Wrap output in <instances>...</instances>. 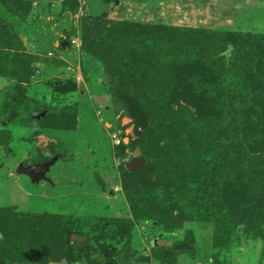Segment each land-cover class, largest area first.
Returning <instances> with one entry per match:
<instances>
[{
  "label": "rangeland",
  "instance_id": "374dc122",
  "mask_svg": "<svg viewBox=\"0 0 264 264\" xmlns=\"http://www.w3.org/2000/svg\"><path fill=\"white\" fill-rule=\"evenodd\" d=\"M204 31L264 37V0H0V217L56 218L78 239L59 264H264V118L194 125L241 139L233 155L249 160L234 179L209 175L191 147L199 175L181 185L176 223L130 202L150 201L144 192L165 173L148 137L151 116L172 131L187 106L170 103L171 118L136 90L125 51L145 41L176 55L183 43L204 42ZM246 95L231 98L240 106ZM131 162L142 166L128 171ZM46 163L45 180L16 172ZM17 221L0 223V264H56L23 246Z\"/></svg>",
  "mask_w": 264,
  "mask_h": 264
},
{
  "label": "trees",
  "instance_id": "16d2710c",
  "mask_svg": "<svg viewBox=\"0 0 264 264\" xmlns=\"http://www.w3.org/2000/svg\"><path fill=\"white\" fill-rule=\"evenodd\" d=\"M203 34L204 42L200 37L199 42L197 40L189 42L191 47L183 43L181 45L185 50H180L176 55H170L171 52L164 54L162 51L166 49L155 50L145 41H142L141 45L137 43L136 48L125 51V61L137 71L131 77L136 90L149 94L154 103H158L161 111L168 113L171 118L174 113L167 108L170 103L180 99L187 106L185 117L183 114L181 120L178 119V124L175 125L176 122L173 121L170 125L172 131L167 129L169 125L159 123L160 118L151 116L155 113L153 107L151 109V119L153 121L158 119V122H153L154 132L149 133L148 137L154 136L150 141L159 156V166L161 165L165 173H160L157 184H152L155 190L144 192L146 196L148 193L151 194L150 201L146 202L140 198L141 196L136 200L130 199L134 211L140 215L159 209L166 221L176 223L175 212L179 211L180 214L185 212L181 211L183 208V204H180V200L183 201L181 185L188 181L189 175L190 177L199 175V170L193 169L195 162H190L193 156L191 147L197 149V156H206L197 163L206 162V167L214 170L209 175L227 173L234 179L233 168L236 164L242 159L245 163L249 160L248 155L246 158L242 156V159H237L233 155L242 147L241 139L235 136L224 139L207 126L206 134L201 135L198 129L195 133L194 125L201 124L204 120L231 123L238 115L239 118L246 119L247 114L255 119L264 118V37L218 31H204ZM158 43L161 48L163 44ZM228 47L229 52L226 53L228 56H225ZM169 49L172 50L171 47ZM119 59L120 56L116 54V60ZM146 65L152 67L144 68ZM239 91L248 94L247 102L236 106L232 101L235 99L231 97L235 98L234 95ZM236 114L237 117L234 119ZM142 123L147 126L143 120ZM252 139V135L243 137L244 143L248 142L249 146ZM231 141L237 143L233 144ZM244 148L246 150V147ZM212 152L215 157L212 156ZM209 153L211 155H208ZM217 156L219 157L216 158ZM187 157L190 159L188 162L185 160ZM259 186L264 187V184L260 182ZM16 218H20L19 221L22 223L15 220ZM54 219L56 218L21 214L14 218L0 217V223L8 226L12 221H17L18 228L23 231V234L20 233L23 246H27L28 250L37 251L36 258L59 264L70 251L72 233ZM3 228L0 225V251L7 253L5 248L2 249L5 246L1 243L5 233ZM15 244L14 242L12 247ZM19 250L22 252V249ZM28 254L32 253L28 251Z\"/></svg>",
  "mask_w": 264,
  "mask_h": 264
},
{
  "label": "water",
  "instance_id": "95a60500",
  "mask_svg": "<svg viewBox=\"0 0 264 264\" xmlns=\"http://www.w3.org/2000/svg\"><path fill=\"white\" fill-rule=\"evenodd\" d=\"M51 163L43 164L40 167H37L36 165H28L24 166V164H19L16 172L21 175H25L29 177L33 182H38L40 180H45V173L47 172L49 166ZM142 166L141 162H131L126 165V169L128 171H132L136 168H140ZM78 240L76 236H71V241Z\"/></svg>",
  "mask_w": 264,
  "mask_h": 264
},
{
  "label": "flooded vegetation",
  "instance_id": "af4514ba",
  "mask_svg": "<svg viewBox=\"0 0 264 264\" xmlns=\"http://www.w3.org/2000/svg\"><path fill=\"white\" fill-rule=\"evenodd\" d=\"M28 166V165H27Z\"/></svg>",
  "mask_w": 264,
  "mask_h": 264
}]
</instances>
